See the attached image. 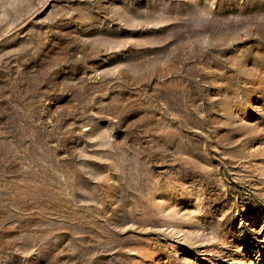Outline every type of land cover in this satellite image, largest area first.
Segmentation results:
<instances>
[{
  "label": "rangeland",
  "instance_id": "obj_1",
  "mask_svg": "<svg viewBox=\"0 0 264 264\" xmlns=\"http://www.w3.org/2000/svg\"><path fill=\"white\" fill-rule=\"evenodd\" d=\"M0 264H264V0H0Z\"/></svg>",
  "mask_w": 264,
  "mask_h": 264
}]
</instances>
